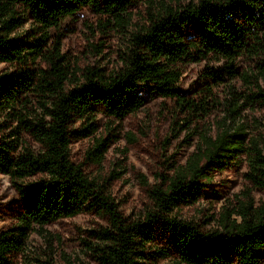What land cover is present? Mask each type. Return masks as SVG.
I'll return each instance as SVG.
<instances>
[{
	"label": "trees",
	"instance_id": "obj_1",
	"mask_svg": "<svg viewBox=\"0 0 264 264\" xmlns=\"http://www.w3.org/2000/svg\"><path fill=\"white\" fill-rule=\"evenodd\" d=\"M83 7L128 30L115 69L72 71L60 38L50 37V28ZM136 9L145 16L129 30ZM20 12L40 29L30 43L11 36L22 23ZM184 24L192 31L187 38L180 30ZM37 58L42 63L37 69L5 77L0 85V107L16 124L8 132L0 124V173L8 176L21 204L15 223L0 231V264H12V254L24 249L33 231L86 211L105 218L107 225L91 230L93 242L86 247L92 263L78 264L155 260L159 255L152 257L146 247L157 230L167 236L179 264H264V203L246 196L221 215L214 230H201L179 213L198 201L212 171L243 158L245 177L264 190V131H251L241 116L264 110V0L176 5L165 0H0V63L25 66ZM209 59L218 63L220 74L240 81L241 89L230 86L223 116L198 133L184 164L145 183L150 208L136 219L124 217L104 181L71 160V141L97 130L96 112L122 119L138 111L144 105L142 89L173 98L187 116L199 111L206 116L204 105L187 99L176 84L184 65ZM25 135L39 148L31 147ZM106 150V139L97 138L85 159L99 164Z\"/></svg>",
	"mask_w": 264,
	"mask_h": 264
},
{
	"label": "rangeland",
	"instance_id": "obj_2",
	"mask_svg": "<svg viewBox=\"0 0 264 264\" xmlns=\"http://www.w3.org/2000/svg\"><path fill=\"white\" fill-rule=\"evenodd\" d=\"M165 1L176 5L189 0ZM20 15L22 23L11 36L30 43L33 33L40 35L39 26L23 13ZM133 15L129 30L142 22L145 13L136 9ZM180 30L185 38L192 35L188 24L181 26ZM127 31L83 7L62 20L58 27L50 28L49 35L52 40L60 38L61 51L72 71L86 66L112 70L119 66L120 56L126 50ZM41 65L38 58L29 60L25 66L2 62L0 85L5 77L14 79L22 71L37 69ZM217 66L218 63L212 59L186 64L176 84L177 90L187 99L204 105V109L209 111L206 116H203V111L187 116L173 98H162L142 89L144 105L138 111L122 119L96 112L97 130L88 137L71 141V160L80 164L89 176L104 181L124 217L136 219L150 208L145 183H154L157 175L171 173L169 168L174 164H184L196 147L198 133L208 130L211 122L223 116L230 86L241 89L240 81L220 74ZM211 72L216 74L215 78ZM9 113L0 107V124L5 132L16 127ZM241 116L251 131H264V110H247ZM187 121L191 122L189 127L185 126ZM25 138L31 147L39 148L31 137L25 135ZM97 138H105L107 142V150L99 164L85 159L86 151ZM246 173L244 158L222 170L212 171L198 201L183 206L180 215L195 222L201 230H214L219 228L221 215L235 208L246 196L250 195L257 205L264 203V190L253 187L245 177ZM20 211L16 190L8 176L0 173V231L12 226ZM106 225L105 218L90 211L58 219L33 231L24 249L12 254V264L92 263L86 243L93 242L91 230ZM146 250L152 257L159 256L155 260L148 259L145 264H179L171 243L160 230L155 232V238L147 244Z\"/></svg>",
	"mask_w": 264,
	"mask_h": 264
}]
</instances>
